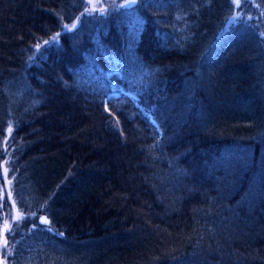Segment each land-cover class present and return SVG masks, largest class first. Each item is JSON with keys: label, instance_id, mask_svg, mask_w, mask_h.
<instances>
[{"label": "trees", "instance_id": "trees-1", "mask_svg": "<svg viewBox=\"0 0 264 264\" xmlns=\"http://www.w3.org/2000/svg\"><path fill=\"white\" fill-rule=\"evenodd\" d=\"M233 10L0 0L6 264H264V38Z\"/></svg>", "mask_w": 264, "mask_h": 264}, {"label": "rangeland", "instance_id": "rangeland-1", "mask_svg": "<svg viewBox=\"0 0 264 264\" xmlns=\"http://www.w3.org/2000/svg\"><path fill=\"white\" fill-rule=\"evenodd\" d=\"M140 0H137L135 4H132L130 7H123V5L128 3V0H85V11L83 15H101L107 16L111 11L115 9H125L131 8L138 4ZM234 10L233 15L229 22L227 23L226 27L222 30L221 35L229 30L231 27L239 24V23H250L256 26L261 35L264 33V7L261 5L259 0H241L240 6L237 7L234 3ZM87 7V10H86ZM236 17L235 20L232 18ZM81 18L74 23L64 24L62 26L63 32H69L74 30L79 23ZM75 24V28H65V25L71 26ZM60 35V33H59ZM59 35L56 36L55 41L51 40L50 43L57 42ZM264 38V35H262ZM11 135L5 141L4 144V152L3 157L1 160V168H2V180L0 184V196L2 207L5 212V219H7V223L12 226V224L20 220L22 215L19 213L17 205L15 203L13 193H12V186L14 182L15 173H13L12 168L10 167V155L11 151L13 150V144L10 141ZM5 169H7V174L5 175ZM9 181L11 183L9 184ZM11 193L9 197L8 193ZM10 210V216H9ZM4 219V222H5ZM41 222V220H40ZM11 232L4 230V223L0 233V264H6V257L9 252V235ZM7 240V247L4 245V241Z\"/></svg>", "mask_w": 264, "mask_h": 264}, {"label": "snow or ice", "instance_id": "snow-or-ice-1", "mask_svg": "<svg viewBox=\"0 0 264 264\" xmlns=\"http://www.w3.org/2000/svg\"><path fill=\"white\" fill-rule=\"evenodd\" d=\"M137 2V0H128V3L127 4H125V5H123V7H130L132 4H135ZM240 2H241V0H233V3L237 6V7H239L240 6ZM86 10H87V7H86ZM233 20H235L236 19V17H233L232 18ZM65 28H75V24H72L71 26H69V25H65L64 26ZM57 35H59V34H57ZM262 35H264V33H262ZM55 39H56V37H53L52 38V40L53 41H55ZM45 43H49L48 41H45ZM37 47H39V45H37ZM9 132H11V125L9 126ZM7 174V169H5V175ZM11 183V181H9V184ZM8 195H9V197L11 196V193L9 192L8 193ZM31 215H35L34 213H32ZM9 216H10V210H9ZM40 220H41V222L42 223H45V224H48L49 223V221L47 220V218L46 217H40ZM4 230L5 231H9V232H11V226L7 223V219H5V222H4ZM7 240H5L4 241V245H5V247H7Z\"/></svg>", "mask_w": 264, "mask_h": 264}]
</instances>
